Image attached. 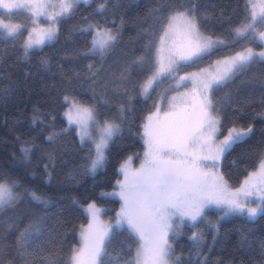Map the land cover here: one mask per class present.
<instances>
[{
	"label": "trees",
	"instance_id": "1",
	"mask_svg": "<svg viewBox=\"0 0 264 264\" xmlns=\"http://www.w3.org/2000/svg\"><path fill=\"white\" fill-rule=\"evenodd\" d=\"M99 2L80 5L70 18L59 20L56 38L32 49L27 57L22 48L26 27L14 39H0V172L18 184L14 205L0 211V259L4 264H40L42 255L57 252L62 264L68 250L78 244L79 229L87 222L81 205L94 201L103 207L107 218L114 219L120 201L100 194L113 187L123 160L129 156L135 162L140 159L143 121L154 109L167 79L156 83L144 97L138 84L150 72L133 68L126 80L121 73L143 52L147 37L141 22L157 6L156 0H110L102 15L94 14ZM198 4L201 30L223 38L226 44L199 64L180 71L203 68L247 45L262 46L256 40L233 43L232 29L247 15L245 0H198ZM88 22L99 23L117 35L114 46L103 56L88 52L91 34L81 31ZM158 39L159 34L157 43ZM89 65L95 77L90 75ZM66 95L94 106L99 121L114 120L120 125V132L106 149L103 168L95 174L84 170L92 149L79 142L73 127L66 126L62 115ZM211 97L220 110L223 134L233 122L254 128L244 143L221 159V173L234 188L255 169L259 163L256 154L264 150V118L258 115L264 111V62L255 60ZM50 135L55 138L49 140ZM22 147L30 150L26 157ZM26 192L39 194L42 202L32 200ZM217 218V212L208 209L196 224L198 232L192 225L182 228L172 243L182 264H264V213L253 219L232 215L217 222ZM33 224H38V230L19 248L17 238ZM117 232L108 250L112 255L120 252V242L128 237L126 227ZM193 232L200 234L198 243L190 239ZM123 249L127 252V243Z\"/></svg>",
	"mask_w": 264,
	"mask_h": 264
},
{
	"label": "snow or ice",
	"instance_id": "2",
	"mask_svg": "<svg viewBox=\"0 0 264 264\" xmlns=\"http://www.w3.org/2000/svg\"><path fill=\"white\" fill-rule=\"evenodd\" d=\"M93 2L94 0H59L57 4L50 3V0H0V9L9 14L14 10H28L33 17L43 16L51 21L47 28L33 27L28 33L22 44L23 55L27 57L32 49L56 38L59 20L70 18L80 5H90ZM109 3L110 0H101L97 3L94 14L102 15ZM156 4L141 22V31L147 37L142 54L126 65L125 71L121 73L122 80H126L127 72L133 68H138L141 72L149 71L151 74L147 79L138 84L140 94L144 96L149 95L156 83L167 77L175 78L182 68L199 64L211 56L219 45L226 44L225 40L214 39L201 30L198 0H156ZM49 6L57 10L49 13ZM245 11L249 14L232 29L233 43L246 39L258 40L264 44V0H245ZM84 19L87 21L88 17ZM33 23H37V20H33ZM23 30V25L5 23L0 18V31L3 32L0 39H14ZM81 31L92 32L88 52L98 53L100 56L112 48L117 40L112 29L101 27L99 23H88ZM176 36L181 38L179 47L175 44ZM169 40L173 41L171 45L168 44ZM257 59L264 62V49L257 52L251 47H245L234 55L216 60L199 72H189L179 77L177 87L181 82L189 80L196 86V95L193 97L195 117L187 115L171 121H161L157 114L158 107L157 113L146 118L142 135L145 151L140 167L130 170L125 161L119 169L123 180L116 181L119 190L100 194L101 197L118 196L122 202L114 223L102 222L100 215L104 209L95 202L89 203L85 212L90 220L87 228L82 226L80 231L81 244L68 250L62 264H182L181 257L175 255L170 241L185 221L191 222L194 227L198 219L204 217L207 207L215 206L224 215L246 213L249 218L264 213V150L256 154L258 166L248 173L235 191L229 190L227 180L219 172L221 158L236 145L244 143L254 132V128L251 124L244 127L233 122V126L227 129V134L223 135V123L218 114L220 110L211 97V93L226 86L236 73L246 69ZM91 68L89 65L90 75L95 77L96 73L91 72ZM93 92L95 93V89ZM64 99L66 102L69 100L67 96ZM172 100L175 101L176 97ZM261 104L264 106V99ZM72 109H75V114ZM124 111V106L121 105V115ZM66 115L69 125L81 126L90 121L100 124L96 120L95 107L85 106L79 101H72L71 109ZM258 115L264 118V111ZM119 132L120 125L114 120L103 121L99 140L94 142L95 152L89 155V163L84 166L85 174H95L103 167L106 160L105 149L112 137ZM220 135H223V139H219ZM54 138V135L48 137L49 140ZM29 151L28 148H21L25 157ZM128 159L131 160V157ZM17 188L16 181L0 172V211L6 206L14 205L18 198ZM26 195L34 201L42 202L41 196L35 192H26ZM253 203L255 207L252 206ZM125 226L127 241H121L120 252L112 255L108 250L112 247L114 237L119 234L117 230ZM38 227V224L29 225L20 233L17 238L19 248H23L32 231L38 230ZM190 239L198 243L200 234L193 232ZM125 243L127 252L123 249ZM133 244H136L134 249ZM20 254L23 255L22 252ZM2 256L3 250H0V257ZM0 264H4L3 259H0ZM40 264H61L59 252L42 255Z\"/></svg>",
	"mask_w": 264,
	"mask_h": 264
},
{
	"label": "rangeland",
	"instance_id": "3",
	"mask_svg": "<svg viewBox=\"0 0 264 264\" xmlns=\"http://www.w3.org/2000/svg\"><path fill=\"white\" fill-rule=\"evenodd\" d=\"M21 2H23V0H21ZM58 2H59V0H50V3H57L58 4ZM253 2H256V0H253ZM56 10L57 9H54L51 6H49V8L47 9V11L49 13H53ZM249 13H250V10H249ZM249 13H247V15ZM0 18H2L5 23H9V24H20V25H23L24 27H26L27 32H26L25 38H27L28 33L32 30L33 27H37V28H47L50 25V23H51V21L46 20L45 17H43V16L33 17L28 10H18V11L17 10H14L11 14H9L5 10L0 9ZM21 19L24 20V23L21 21ZM33 20H37V23L34 24L33 23ZM88 23H93V22H88ZM87 24L84 25L83 28L87 27ZM93 24H95V23H93ZM57 28H58V24H57ZM104 28H106V27H104ZM107 29H109V28H107ZM262 30H264V29H262ZM89 32L91 34V41H92V32L91 31H89ZM0 35H3V32L2 31H0ZM213 38L216 39V38H220V37H213ZM220 39H223V38H220ZM174 40H175L176 46L179 47L181 38L179 36H176L174 38ZM52 41H49V42H52ZM256 41L259 42L258 40H256ZM49 42H46V43H49ZM158 43H159V39H158ZM158 43H157V45H158ZM172 43H173L172 40H169L168 41V44L169 45H171ZM22 44H23V42H22ZM219 46H222V45H219ZM245 47H251L255 51L258 52V51L264 49V44H262V46H260V47H255L253 45H247ZM90 48H91V42H90L89 49ZM244 48L238 49V50H236V51H234L232 53H229L227 55H224V56H221L219 58H216L212 63H209L207 66H205L203 68H207L210 64H213L216 60H221V59H224V58H226L228 56L234 55L237 51H242ZM203 68L194 69V70H190V71H179L176 74L175 78H173V77H167V78H165L167 80H166L165 84L162 86V89H161V91L159 93V96H158V99L156 101V105H155L154 109L146 115V117H145V119L143 121V124L147 122L146 118L149 115H151L153 113H157V108L158 107H159V112L157 114H158V116H159V118H160L161 121H165V120L171 121V120H175V119H178V118L185 117L187 115H191V116L195 117L196 109L194 107V99H193V97L196 95V86L193 84V82L191 80H189V81H183V82H181V85L179 87H177L176 81L179 80V77L180 76H184V75H186L189 72H199ZM147 77L144 80H146ZM66 96L69 98V100L66 102L65 99H64V101L66 103V106H65V108L63 110V114H62L63 117H64V119H65L66 126H67V128L73 127L75 129V131H76V134L78 136L79 142L81 144H83V145L89 146L92 149L93 154H94V152H95L94 142H98V140H99V137H100V127H102L103 121H99L97 119V116H96V120L100 122L99 125H97L96 123L91 122V121L88 122L86 125H81V126H78L76 124L69 125L68 118H67L66 113H68L69 110L71 109L72 101L73 100L78 101V100L76 98H74L73 96H69V95H66ZM142 96H144V95H142ZM144 97H147V96H144ZM173 97H176V100L175 101L172 100ZM81 104H83V103H81ZM83 105L90 106V105H87V104H83ZM173 105H175V106H173ZM72 111H73V114H75V109H72ZM166 113L169 114V115L166 116L165 115ZM143 124H142V134H143ZM226 134H227V131L223 135H226ZM223 135H220L219 136V139H223ZM82 137H83V139H82ZM110 141H109V143H110ZM109 143H108V145H109ZM106 149H105V156H106ZM144 151H145V145H144V142H143V150H142V153L140 155L139 161L135 162L134 161V158L132 156H129V157H131V160H129L128 159L129 157H127L125 160H123L119 164V167H118V177H117L116 181L117 180H123V174L119 171L120 165L123 164V163H125V161H127L128 162V167H129L130 170H133L134 171V170L138 169L140 167L143 159H144ZM220 166H221V160H220ZM220 166H219V172L221 173ZM253 170H255V169H253ZM253 170H251V171H253ZM247 175L242 179V181L240 182V184L237 187L232 188L228 184L229 190L230 191H235L237 188H239L241 186V184L243 183V181L246 179ZM116 181L114 182V185H113V187L111 189H109V190H103L102 192L110 193V192H113V191H118L119 189H118V186L116 184ZM108 197H114V198H117L120 201L119 208L116 211V213H117L120 210V206H121V203H122L121 200L119 199L118 196H108ZM253 200H255V197H253ZM91 202H94V201H90L88 203H85V204H82L81 205V208H82L84 214L87 217V222L82 225L83 228H87V226L89 224L90 217L85 212V209L87 208V205L89 203H91ZM252 206L255 207V203H253ZM98 207H100V206H98ZM101 208L103 209V207H101ZM208 209H213V210H215L217 212V214H218L217 222H219V221H221V220H223L225 218H229L232 215H243V216L249 218L246 213L245 214L230 213L228 215H224L223 211L221 209L215 207V206H209V207H207L205 209V211L208 210ZM255 217H253V218H255ZM115 218H116V215H115ZM115 218L114 219L107 218L104 215V211L100 215V220L102 222H105V223H114ZM253 218H250V219H253ZM199 220L200 219H198V221ZM197 222H196V224H197ZM206 222H208V221L206 220ZM217 222L216 223L213 222V224L216 225ZM185 225H192V224H191V222L185 221L181 225V227L179 228L177 234L174 237H172V239L170 241L171 243H173V241L181 234L182 228ZM82 226L80 227L79 232H78V244L76 245V247H79L80 244H81L80 231L82 229ZM194 230L196 232H198L197 225H195Z\"/></svg>",
	"mask_w": 264,
	"mask_h": 264
}]
</instances>
